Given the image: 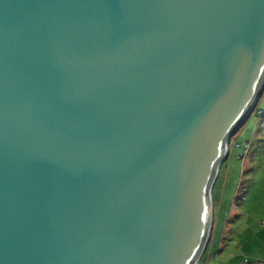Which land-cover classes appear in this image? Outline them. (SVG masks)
Here are the masks:
<instances>
[{
  "label": "water",
  "instance_id": "95a60500",
  "mask_svg": "<svg viewBox=\"0 0 264 264\" xmlns=\"http://www.w3.org/2000/svg\"><path fill=\"white\" fill-rule=\"evenodd\" d=\"M264 92V0H0V264H197Z\"/></svg>",
  "mask_w": 264,
  "mask_h": 264
},
{
  "label": "rangeland",
  "instance_id": "374dc122",
  "mask_svg": "<svg viewBox=\"0 0 264 264\" xmlns=\"http://www.w3.org/2000/svg\"><path fill=\"white\" fill-rule=\"evenodd\" d=\"M264 92L233 135L212 191L213 227L197 264H264Z\"/></svg>",
  "mask_w": 264,
  "mask_h": 264
},
{
  "label": "trees",
  "instance_id": "16d2710c",
  "mask_svg": "<svg viewBox=\"0 0 264 264\" xmlns=\"http://www.w3.org/2000/svg\"><path fill=\"white\" fill-rule=\"evenodd\" d=\"M259 103V102H258ZM258 105V104H257ZM257 107V106H256ZM259 114H264V112L262 111V110H259V111H257Z\"/></svg>",
  "mask_w": 264,
  "mask_h": 264
}]
</instances>
